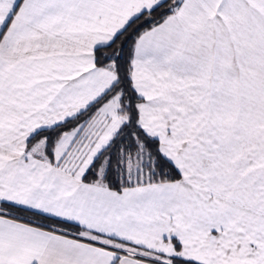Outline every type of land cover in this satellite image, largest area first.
<instances>
[{"label":"snow or ice","instance_id":"1","mask_svg":"<svg viewBox=\"0 0 264 264\" xmlns=\"http://www.w3.org/2000/svg\"><path fill=\"white\" fill-rule=\"evenodd\" d=\"M0 264H264V0H0Z\"/></svg>","mask_w":264,"mask_h":264}]
</instances>
